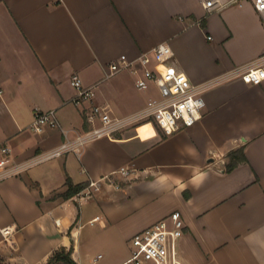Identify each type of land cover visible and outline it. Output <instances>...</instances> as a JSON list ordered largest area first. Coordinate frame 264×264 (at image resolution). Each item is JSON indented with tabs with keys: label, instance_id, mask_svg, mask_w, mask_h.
I'll use <instances>...</instances> for the list:
<instances>
[{
	"label": "crops",
	"instance_id": "crops-1",
	"mask_svg": "<svg viewBox=\"0 0 264 264\" xmlns=\"http://www.w3.org/2000/svg\"><path fill=\"white\" fill-rule=\"evenodd\" d=\"M160 43L171 46L191 81H218L204 92L202 118L169 135L146 120L87 143L81 155L1 180L0 228L17 232L14 248L3 244L0 257L46 264L54 250L73 246L78 264H94L102 253L84 244L90 227L86 242L111 254L104 264H126L131 248L121 252V242L130 245L137 231L180 210L185 263L264 264V81L226 77L264 54V13L254 0H0V160L25 161L64 140L60 128L31 130L36 110L56 108L64 128L82 130L91 103L120 116L143 107L155 86L139 89L128 69L107 76L109 66ZM74 74L94 86L92 102L72 101ZM238 148L247 159L227 170ZM123 165L138 176L117 175L119 188L106 183L90 197L63 195L68 179L86 186Z\"/></svg>",
	"mask_w": 264,
	"mask_h": 264
},
{
	"label": "built area",
	"instance_id": "built-area-1",
	"mask_svg": "<svg viewBox=\"0 0 264 264\" xmlns=\"http://www.w3.org/2000/svg\"><path fill=\"white\" fill-rule=\"evenodd\" d=\"M264 13V0H254ZM212 4H208L211 6ZM210 37V36H209ZM128 69L136 76L139 89H149L155 86L157 95L150 97L147 103L126 115H117L109 105L91 103L84 108V117L89 126L85 129L62 126L57 117L56 108L36 110L31 124V130L42 132L47 127L60 128L65 134L64 140L57 146L40 152L25 161L9 162L8 158L0 160V181L21 174L36 164L47 160L75 153L81 155L85 145L104 136H112L132 125L146 120L155 121L166 134H173L182 127H189L202 118L205 106L204 92L212 84L218 82L206 80L196 83L181 71L174 61V52L167 43H160L149 51L143 52L135 58L127 54L120 57L109 66L110 76L118 71ZM227 78L240 77L249 84H261L264 81V54L246 64L236 66L226 73ZM76 88L73 102L77 105L92 102L95 97L94 86L84 85L81 77L74 74L71 78ZM10 152L8 147L4 148ZM122 179H132L138 176L136 168L123 165L112 173L99 179H91L89 183L77 192L76 198H86L100 191L106 183L120 187L116 176ZM96 216L90 223L99 221ZM186 223L180 210H174L167 216L153 224L137 231L130 240L131 255L126 264H187L183 261L179 250V241ZM3 244L14 248L15 225L0 228ZM102 257L99 255L96 259Z\"/></svg>",
	"mask_w": 264,
	"mask_h": 264
},
{
	"label": "trees",
	"instance_id": "trees-1",
	"mask_svg": "<svg viewBox=\"0 0 264 264\" xmlns=\"http://www.w3.org/2000/svg\"><path fill=\"white\" fill-rule=\"evenodd\" d=\"M247 158L244 153L243 148H238L236 150H233L229 153V161L226 165L227 170H231L234 167H236L239 163L245 161ZM68 190L63 193L65 197H71L75 195L77 192H79L81 189L85 187L84 184H73V182L68 179ZM0 264H11L7 262L4 258L0 257ZM17 264H23V263H17ZM46 264H78L76 259L73 257V246L66 247L61 246L53 251V253L50 255L48 261Z\"/></svg>",
	"mask_w": 264,
	"mask_h": 264
},
{
	"label": "rangeland",
	"instance_id": "rangeland-1",
	"mask_svg": "<svg viewBox=\"0 0 264 264\" xmlns=\"http://www.w3.org/2000/svg\"><path fill=\"white\" fill-rule=\"evenodd\" d=\"M94 194V193H93ZM88 228L90 230H92L90 227H87L84 231H83V241H84V244H88V247H89V251L92 253V254H97V253H102V258H99L98 261H96V263L94 264H104L106 263L111 254L110 252L108 251V249L102 244V243H99V242H96L95 240H91L89 242H86V239H87V233H88ZM98 232H100V230H98ZM97 232L95 231L94 232V236H97ZM122 245L119 247V249L121 250V252L125 251V250H130V245L126 244V242H121ZM3 258V257H2Z\"/></svg>",
	"mask_w": 264,
	"mask_h": 264
}]
</instances>
